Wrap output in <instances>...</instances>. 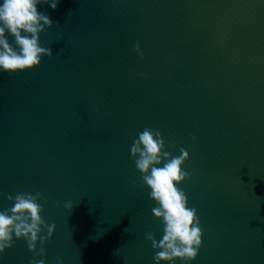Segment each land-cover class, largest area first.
<instances>
[{"label": "water", "instance_id": "water-1", "mask_svg": "<svg viewBox=\"0 0 264 264\" xmlns=\"http://www.w3.org/2000/svg\"><path fill=\"white\" fill-rule=\"evenodd\" d=\"M39 10L53 20L40 35L53 55L0 72V210L8 195L42 193L56 229L36 259L155 264L146 234L160 239L163 226L130 155L152 127L167 151L190 153L179 187L203 230L190 264H264V0H60ZM34 256L16 239L0 264Z\"/></svg>", "mask_w": 264, "mask_h": 264}, {"label": "clouds", "instance_id": "clouds-1", "mask_svg": "<svg viewBox=\"0 0 264 264\" xmlns=\"http://www.w3.org/2000/svg\"><path fill=\"white\" fill-rule=\"evenodd\" d=\"M59 2L0 0V72L26 71L40 65L45 55H53L52 49L42 46L40 39L45 28L53 25V20L39 10V5L48 4L56 9ZM135 48L144 55L139 41ZM167 148L168 142L159 129L145 127L134 139L130 155L149 189L150 199L155 202L152 212L163 226L160 239L152 233L146 234L156 250L155 264L162 261L176 264L177 258L190 264L198 256L203 236L198 210L189 206L186 192L179 187V183L190 176L183 168L190 153L181 148L179 155H173ZM7 199L13 204L0 210V254L12 247L16 239H22L35 253L29 264H47L46 259L36 257L45 254L44 244L53 236L56 225L49 224L42 215V193L20 192L15 196L8 195ZM64 207L71 210L73 204L69 201ZM57 264H64L63 259L58 257Z\"/></svg>", "mask_w": 264, "mask_h": 264}]
</instances>
